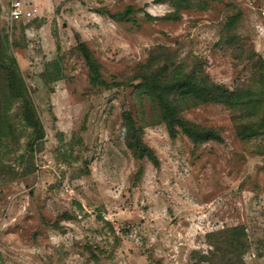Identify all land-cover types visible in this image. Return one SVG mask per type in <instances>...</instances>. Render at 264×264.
<instances>
[{"label":"rangeland","instance_id":"rangeland-1","mask_svg":"<svg viewBox=\"0 0 264 264\" xmlns=\"http://www.w3.org/2000/svg\"><path fill=\"white\" fill-rule=\"evenodd\" d=\"M25 1L17 23L0 5V62L42 139L20 100L3 101L4 66L0 264H264V0ZM182 76L225 87L234 107L179 96ZM161 94L221 140L170 137Z\"/></svg>","mask_w":264,"mask_h":264},{"label":"trees","instance_id":"trees-1","mask_svg":"<svg viewBox=\"0 0 264 264\" xmlns=\"http://www.w3.org/2000/svg\"><path fill=\"white\" fill-rule=\"evenodd\" d=\"M171 5L175 8H186L194 6V0H172ZM77 49L84 61L85 67L91 73H96L99 65L96 63L92 55L89 53L87 47L83 42L77 44ZM5 47L3 49V43H1L0 39V54L3 55L5 51ZM5 56L2 57L4 60ZM7 60L8 57H7ZM5 63L2 61L0 62V69H4ZM8 68L9 77H7V82H5V90L2 91V99L4 102H11L12 100H20L27 124L34 126L35 134L33 138L36 140L41 141L42 139V129L40 124L31 111L32 108V100L31 98L26 95L25 88L23 86V82L18 77L15 68L12 65L5 66ZM188 76H182L181 79L178 81L176 89L178 90V95L188 96L191 92L194 95L201 98L200 102L204 103L209 101L210 99H215L220 101L221 103L227 105L228 107H234L233 100V93L227 90L225 87L211 84L208 82H196L194 79L187 78ZM191 91V92H190ZM159 109L162 113V121L165 123L167 127V132L170 137L175 136L176 128H179L184 133L189 135H194V141H207V140H214L220 141V136L211 128H198L196 126L187 125V121L181 118L177 112L175 111V104L173 103V99L166 97L165 95L161 94L158 100ZM244 130L237 128L236 132L241 135ZM141 142V141H140ZM139 144V142L137 141ZM142 144V143H141ZM130 147H133L130 145ZM141 150H145V146L141 145ZM149 152V151H148ZM148 155V154H147ZM144 153L139 152L137 157H143ZM148 157V156H147ZM151 161H155L154 156L151 154Z\"/></svg>","mask_w":264,"mask_h":264},{"label":"built area","instance_id":"built-area-1","mask_svg":"<svg viewBox=\"0 0 264 264\" xmlns=\"http://www.w3.org/2000/svg\"><path fill=\"white\" fill-rule=\"evenodd\" d=\"M6 19L10 23L27 20L33 15L32 8L25 0H7Z\"/></svg>","mask_w":264,"mask_h":264},{"label":"crops","instance_id":"crops-1","mask_svg":"<svg viewBox=\"0 0 264 264\" xmlns=\"http://www.w3.org/2000/svg\"><path fill=\"white\" fill-rule=\"evenodd\" d=\"M4 1L6 2L7 4V0H0V5L2 6V4L4 3Z\"/></svg>","mask_w":264,"mask_h":264}]
</instances>
